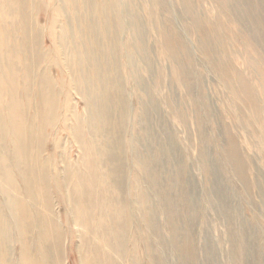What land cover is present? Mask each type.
I'll return each instance as SVG.
<instances>
[{
    "label": "rangeland",
    "instance_id": "rangeland-1",
    "mask_svg": "<svg viewBox=\"0 0 264 264\" xmlns=\"http://www.w3.org/2000/svg\"><path fill=\"white\" fill-rule=\"evenodd\" d=\"M131 1L150 61L133 56L137 91L123 154L129 165L145 155L151 166L148 173L133 165L123 183L144 240L137 251L129 243L125 257L111 254L118 264H133L139 253L141 264H264V0ZM119 19L129 49H136L122 12ZM150 96L154 107L146 106ZM73 97L83 112L79 95ZM65 143L76 161L77 147ZM52 147L49 140L43 148L49 162ZM140 186L153 228L140 215ZM55 199L67 232L64 264H75L76 228Z\"/></svg>",
    "mask_w": 264,
    "mask_h": 264
},
{
    "label": "bare ground",
    "instance_id": "bare-ground-1",
    "mask_svg": "<svg viewBox=\"0 0 264 264\" xmlns=\"http://www.w3.org/2000/svg\"><path fill=\"white\" fill-rule=\"evenodd\" d=\"M142 22L131 0H0V264H64L67 232L55 197L76 228L75 264H118L111 252L125 257L129 243L139 250L144 236L123 183L133 165L149 173L151 163L137 155L129 165L122 143L137 91L133 56L150 61ZM49 140L50 162L43 156ZM65 142L77 147L76 161ZM138 194L141 218L153 228L143 189ZM142 254L131 262L141 264Z\"/></svg>",
    "mask_w": 264,
    "mask_h": 264
}]
</instances>
